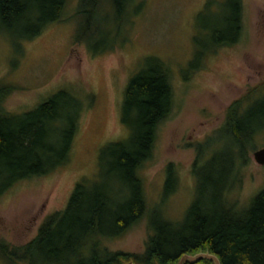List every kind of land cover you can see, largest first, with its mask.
Segmentation results:
<instances>
[{
  "label": "rangeland",
  "instance_id": "374dc122",
  "mask_svg": "<svg viewBox=\"0 0 264 264\" xmlns=\"http://www.w3.org/2000/svg\"><path fill=\"white\" fill-rule=\"evenodd\" d=\"M97 1L95 11L84 2L78 13L79 0H67L62 19L33 39L0 33V87H10L1 100L5 111H28L59 89L82 104L67 162L50 173L18 180L0 194V239L9 245L30 241L48 215L65 208L79 180L99 177L100 148L128 136L120 116L125 85L149 56L169 68L173 98L139 171L148 206L161 203L164 216L178 221L200 186L207 198L226 188L225 199L240 209L264 188V164L253 157L264 147V118L246 152L220 129L227 106L264 78V0H242L239 40L202 56L193 38L212 44L208 30L198 24L221 27L224 18H232L233 0H128L126 11L112 0ZM206 137H211L208 151L194 164ZM233 161L241 163L234 173ZM170 165L175 182L165 196ZM147 234L143 218L104 245L137 254ZM0 264L14 263L0 255Z\"/></svg>",
  "mask_w": 264,
  "mask_h": 264
},
{
  "label": "trees",
  "instance_id": "16d2710c",
  "mask_svg": "<svg viewBox=\"0 0 264 264\" xmlns=\"http://www.w3.org/2000/svg\"><path fill=\"white\" fill-rule=\"evenodd\" d=\"M84 2H91L96 10L97 0H79L78 13ZM113 2L126 11L128 0ZM66 3L0 0V33L33 39L62 19ZM230 7L232 18H224L221 27L198 24L208 30L212 44L203 45L196 35L193 40L198 55L239 40L242 0H233ZM9 88L0 87V194L18 180L50 173L67 162L82 111L78 98L59 89L32 109L11 113L1 106ZM172 98L169 68L157 57H147L143 69L128 79L124 89L120 116L129 129L128 136L100 148L99 177L79 180L65 208L48 215L25 245L13 246L0 239V255L14 264H177L184 254L206 252L215 255L220 264H264V188L240 209L227 202L226 188L207 198L200 186L178 221L164 216L161 203L148 206L139 171L152 153L157 127L168 116ZM261 118L264 78L227 106L225 125L220 129L246 152ZM210 140L206 137L205 144H198L194 164L200 162ZM210 157L215 161V155ZM233 162L230 172L241 164ZM167 168L165 196L175 182L171 165ZM143 218L148 234L142 252H116L105 247L106 240L123 235ZM184 264L214 262L200 258Z\"/></svg>",
  "mask_w": 264,
  "mask_h": 264
},
{
  "label": "water",
  "instance_id": "95a60500",
  "mask_svg": "<svg viewBox=\"0 0 264 264\" xmlns=\"http://www.w3.org/2000/svg\"><path fill=\"white\" fill-rule=\"evenodd\" d=\"M253 157L257 163L263 165L264 164V147L255 150L253 152ZM200 258H208V259H211L214 262V264H220L218 258L215 255H212L206 252H199L194 255L184 254L183 256H181L177 264H184L185 261L192 263ZM124 264H133V262L129 261Z\"/></svg>",
  "mask_w": 264,
  "mask_h": 264
}]
</instances>
